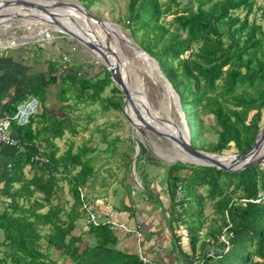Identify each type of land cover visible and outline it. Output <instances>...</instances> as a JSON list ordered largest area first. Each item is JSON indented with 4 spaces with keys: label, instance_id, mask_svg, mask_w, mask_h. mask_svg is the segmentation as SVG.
Returning a JSON list of instances; mask_svg holds the SVG:
<instances>
[{
    "label": "trees",
    "instance_id": "obj_1",
    "mask_svg": "<svg viewBox=\"0 0 264 264\" xmlns=\"http://www.w3.org/2000/svg\"><path fill=\"white\" fill-rule=\"evenodd\" d=\"M81 1L88 10L94 2ZM255 4L256 0H128L126 15L118 17L133 42L158 63L178 94L190 128L216 134L207 147L212 153L222 154L231 143L238 153L248 150L262 126L264 27L249 15L256 8L264 21V4ZM50 65L51 81L61 85L60 100H73L71 110L96 104L92 113L123 111V94L101 64H76L64 71L55 61ZM106 89L108 94H104ZM79 114L51 115L41 130H30L29 140L21 139L24 149L2 191L6 201L0 209V264H155L117 248L109 223H88L86 229L76 232L78 221L88 217L81 194L92 204L84 187L94 188L98 181L99 168H94L93 157L100 152L108 161L113 155L119 157L123 170L119 181L128 194L135 152L133 136H128L129 144L120 150L118 143L123 140L98 128L106 144L103 149L86 141L73 151L70 139L58 154L55 139L65 132L78 134ZM209 115L213 126L205 123L204 116ZM85 118L90 120L91 114ZM140 147L136 171L143 168L146 151L141 140ZM27 166L32 172L29 177ZM107 176L112 178L113 172ZM106 179L99 184L102 189ZM64 181L71 199L64 198ZM166 182L170 228L176 242L181 241L177 229L184 228L188 238L189 253H182L185 261L210 244L222 247L219 235L230 223L229 249L216 251L214 257L204 256L202 264H264V165L226 171L174 162L167 166ZM178 184L181 200L175 196ZM143 188L147 189L145 184ZM205 200L212 202L218 223L201 236ZM84 235H90L93 242L86 244Z\"/></svg>",
    "mask_w": 264,
    "mask_h": 264
},
{
    "label": "crops",
    "instance_id": "obj_2",
    "mask_svg": "<svg viewBox=\"0 0 264 264\" xmlns=\"http://www.w3.org/2000/svg\"><path fill=\"white\" fill-rule=\"evenodd\" d=\"M51 42L46 43L45 46L26 43L15 47L0 48V114L7 117L6 128L11 138L16 141L15 145H0V209L6 200L2 192L6 176L13 169L18 153L24 149L20 144L21 139L29 140L30 130L33 132L41 130L43 126H46L47 119L51 115L58 117L71 115L70 100L61 101V85L51 81L50 63L57 62L58 68L65 64L66 69L72 64L69 63L68 58V62H62L63 57L61 56L64 53L59 52ZM30 98L38 101V112L30 116L28 123L17 124L12 116L17 106ZM82 122L78 119L77 126H80ZM78 133V135L82 133L79 128ZM68 135L70 134L65 132L63 137L67 139ZM69 141L70 139L66 140L67 146ZM62 151H58V154ZM100 153L104 154V152ZM144 169V171L143 168L138 171L137 182L133 180L141 188L137 189L131 185L128 194L119 180L121 193L107 183L102 189L99 186L102 179L95 183L94 188L84 187L92 200L97 219L110 224L117 237L116 247L125 252L137 253L140 257L144 256L160 264L185 261L182 253H189L186 231L184 228L176 230L181 240L176 242L174 231L169 225L167 167L149 164V167ZM25 170H28V166ZM97 176L99 178V174ZM144 184L147 189L143 188ZM87 224V219H80L76 232L86 229ZM138 225L141 227L140 237L137 236ZM124 227L130 230L129 233H126ZM84 236H86L84 239L86 244L93 242L90 235ZM1 238L2 232L0 231V240Z\"/></svg>",
    "mask_w": 264,
    "mask_h": 264
},
{
    "label": "rangeland",
    "instance_id": "obj_3",
    "mask_svg": "<svg viewBox=\"0 0 264 264\" xmlns=\"http://www.w3.org/2000/svg\"><path fill=\"white\" fill-rule=\"evenodd\" d=\"M57 1H67L82 5L81 0H57ZM182 1L183 3L186 2V0H182ZM127 2L128 0H94L89 11H91V13L96 15L101 20L109 22L110 25H112L113 27L117 28L119 26L118 29L121 32V34L127 37L136 47L140 48L133 42L132 38L130 37L129 31L126 29L125 26H123L122 22L118 21V17H124L126 15ZM263 4H264V0H256L255 7ZM9 11L10 10H7L4 13L7 14ZM239 14L242 15L243 12H239ZM20 15L22 16H20L19 18H13L10 20H5L0 22V40H6V39L9 40L12 39L11 37H13L21 41L25 40V42H28V44L35 43L36 45L41 44L45 46L46 43H50L49 38H51L53 42V46L57 47L59 52L64 53L61 57L66 56L69 59L70 64L76 65L83 63H90V64L102 63L101 65L104 68H106L103 62L97 57L96 53L87 46H85L82 42L78 41L76 38L64 34L63 32L54 30L53 29L54 27L52 25L44 24L43 22L45 21L41 20V18L37 16L29 15L30 17L37 18L38 22L33 23L32 25H28L26 24V21H28V19H26V16L23 14ZM252 17H256V20L259 23H261L264 27V21L260 19L259 11L256 8H254L253 13L249 15V19H251ZM170 18L171 17L169 16L168 19ZM78 23L80 24V22ZM94 25H96V23H94ZM38 28H46L47 33H43V34L37 33ZM92 28H94L95 30L97 29V27L96 26L93 27V25ZM119 31L116 32L118 33ZM96 35L95 36L99 39V41L106 40L113 44V39L109 31H103V30H101V32L96 31ZM102 35H104L105 38H103ZM119 41L121 43L122 54L124 57H126V63L124 62L123 66L126 67L130 75L128 76L129 77L128 81L130 83L131 92L135 93V91H138L141 85H143L144 95L149 101L151 107L158 113V115L166 119L169 114L173 122H175L178 126L183 128L184 111L182 110L181 104L180 105L176 104L175 102H173L172 98L167 99V96L163 93L162 90L165 89L166 82L165 79L161 76L159 69L154 68L153 70L154 77L149 76L148 73L143 69L144 62L134 55L133 48L127 43L123 42L122 40L119 39ZM108 93H109V89H106L104 94H108ZM70 103L72 105L73 100H70ZM96 106H97L96 104L88 105V106H84L79 111L71 110L72 115H78V113H80L79 118L77 117V119H81V122L82 120L84 121L80 126L77 127L81 129L82 133L80 135H78L79 133L75 136L68 135L69 138L67 139L73 140V149H76V147L82 144L83 141H87L89 145L97 144L100 148L103 149L106 144L103 143V141L101 140V134L98 128H106L107 131H110L109 134L111 137L118 135V137L123 140V142L119 141L118 143L120 150L124 147V145L129 144L127 141L128 136L135 135L142 141L143 145L146 148V151L143 152L144 159L141 161V167H143V171L145 170L144 169L145 167H149V164H155L160 167H167L170 163H174V162H168L162 157L153 153L148 147L149 144H152L160 148L168 157H171L173 159L182 158L181 154L183 153L181 151L179 152L176 151L174 145L167 139L160 137L155 132L146 129L145 127H142L141 129H136V128L133 129L130 120L126 118V115L124 114L123 111L118 112V111L109 110L105 112L92 113L91 109L93 108L96 109ZM130 110L132 115L135 117V113L131 104H130ZM87 113L91 114V119L88 121L85 118ZM261 113L262 114H261L260 123L263 126L264 106L261 110ZM184 118L186 120L185 116ZM204 120L208 126L214 125V121L211 115L204 116ZM151 123L155 127L160 126L159 122L152 121ZM83 124L84 125L86 124V128H84ZM188 127L190 130V135L192 137L190 138V142L192 143V145L193 146L195 145L194 146L195 148L205 153L212 154V152L207 151V147L211 142L215 141L216 134L212 130H208L207 132L204 133H201L200 131L194 132L189 125ZM67 139L64 137L61 139H55V143L59 147V152L62 151L67 146V142H66ZM261 149L263 150L258 155L264 154V145L263 147H261ZM236 153L238 152L236 151L234 145L231 143L230 149L225 150L221 155H234ZM105 157H106L105 154L98 153L92 159V164L94 168L95 169L99 168L98 181L100 179H105L106 176L107 179L105 180V183H107V185L111 184L110 187L113 186V188H116V191L119 190L121 193L122 189L118 185L119 184L118 180L122 177L123 170H121L118 165L119 157L113 155L109 159V161ZM149 161H151V163H149ZM139 170L137 171L135 170V175L137 177ZM25 171L27 172L26 175L28 177L32 174V172H29L28 170ZM108 172H113L114 176L112 178H109L107 176ZM62 184L64 189L63 190L64 198L71 199L68 193V184L65 181L62 182ZM140 185L142 184L140 183ZM133 187H136L137 189L141 188L138 184H135L134 181H133ZM95 191H93V193H95ZM199 191L203 193L204 192L203 187L199 188ZM205 201H206L204 205L205 224L203 225V228L200 232L201 236H205L206 235L205 232L207 231V229L211 228L213 225L218 223L217 215L214 212L212 202H210L209 200H205ZM84 239H86V236H84Z\"/></svg>",
    "mask_w": 264,
    "mask_h": 264
},
{
    "label": "water",
    "instance_id": "obj_4",
    "mask_svg": "<svg viewBox=\"0 0 264 264\" xmlns=\"http://www.w3.org/2000/svg\"><path fill=\"white\" fill-rule=\"evenodd\" d=\"M50 1L49 4H38L34 3L29 0H1L0 1V22L6 20V14L4 13L7 10H11L13 7H18L19 5L26 6L28 8H34L37 10H41L42 12H45L49 14L50 16H54L56 13L54 11L48 10V8H56V7H75L78 8L82 13L86 15L87 18L84 19L85 22H89L88 20H92L94 23H96L97 29L108 31L110 23L104 20H101L96 15L91 13L88 9H86L83 5H80L78 3H72L67 1H57V0H47ZM46 7V8H45ZM20 15V13H18ZM40 16V15H39ZM46 21H49L50 24L55 25L53 28L56 31L63 32L64 34H67L73 38H76L78 41L82 42L85 46L93 50L97 57L103 62V64L106 66V69L110 72V77L113 82V84L122 92L123 96V104H122V110L124 114L126 115V118L130 120L131 126L133 129H141L142 127H145L146 129H149L153 132H155L160 137H163L170 141L176 151L179 152V150L182 153H186L188 156L192 157L193 159L188 160H181L179 158H174V160H170L171 162H181V163H192V164H198V165H207V166H214L218 169H224L226 171H240L246 167H249L251 165L256 164H264V154L258 155L259 149L264 142V125L259 130V132L256 135V138L254 140V143L251 148L248 150L242 152V153H236L234 155H227L231 156V160L228 163H223L218 160H216L213 156H223L221 154L216 153H205L197 148H195L192 143L190 142V130L187 125V122L183 116V128L178 126L175 122H173L172 118L168 114L167 118L164 119L158 113L151 107L149 101L147 100L146 96L143 92V85L139 88L138 91L131 92L130 88L127 87L126 83L124 82L123 72L124 68L122 65V62H120V59L118 58V55L116 52L110 47L100 43V42H94L90 39H84L80 35H78L76 32H74L71 29H68V27L62 25L59 23V21L56 18L46 19L43 16H40ZM71 19V18H70ZM73 20V19H71ZM74 26L81 30V32L86 35L87 31L83 30L80 25L73 20ZM108 25V26H107ZM112 26V25H111ZM113 27V26H112ZM119 26L117 27V29ZM88 31L93 30V28L87 27ZM110 30H113V28H109ZM119 30V29H118ZM93 32V31H92ZM87 36V35H86ZM12 39H9V43L13 42ZM121 40H124L128 45H130L133 49L137 51V53L144 55L146 57H149L157 69H159V72L161 76L165 79L166 85L165 89L162 90L163 93L167 96V99L172 98L173 102L180 105L178 94L175 92L173 87L171 86L168 79L163 75L161 72L158 63L156 60L148 55L144 50L136 47L127 37L120 38ZM133 94H131V93ZM130 102L134 113L135 118L138 120V122L134 121L125 111V106L127 102ZM152 121L159 122L160 126L155 127L152 125ZM135 140V152L133 155V158L131 160V170L130 175L132 179L137 182L136 175H135V159L140 153V139L133 135ZM158 148V147H157ZM160 152L162 150L158 148ZM163 153V152H162ZM165 159V158H164Z\"/></svg>",
    "mask_w": 264,
    "mask_h": 264
},
{
    "label": "bare ground",
    "instance_id": "obj_5",
    "mask_svg": "<svg viewBox=\"0 0 264 264\" xmlns=\"http://www.w3.org/2000/svg\"><path fill=\"white\" fill-rule=\"evenodd\" d=\"M29 1H32V2L38 3V4H49L50 3V1H47V0H29ZM48 10L54 11L56 14L54 16H50L49 14H47L45 12H42L41 10H37V9H34V8H28L26 6L19 5L18 7H15V8L13 7L6 14V17H7L6 20H10V19H13V18H19L20 16H22V15H18V13L23 14V15L26 16V19H28V21H26V24H28V25H32L33 23H37L38 22L37 18L30 17V16H37V17L43 16L46 19H50V20L52 18H56L59 21V23H61L62 25L68 27V29L73 30L74 32H76L78 35H80L84 39H90V40L94 41L95 43L96 42H100V43L110 47V49H112L114 51H117L116 54L118 55V58L120 59V62H122V65H124V62L126 63V57H124L123 54H122L121 43L119 41V39L123 38L124 36L121 34V32L116 27H112L111 25H109V28H113L114 32L108 28V31L110 32V35H111V37L113 39V44L108 42V41H106V40L105 41L104 40L103 41H99V39L96 37L97 36L96 35V31H98V32L100 31L101 32V30L100 29H96L95 30L93 28L94 30L88 31L87 27H90V26L92 27V25L94 27L96 25H94V22L92 20H90V19L88 20L89 22H85L84 19L87 18V17L78 8L69 6V7H65V8H62V7L48 8ZM70 18L73 19L74 21H76L77 23L80 22V24L79 23L78 24L80 25V27L83 28V30L87 31L86 32L87 36L84 35L81 32L80 29H78L77 27L74 26L73 20H71ZM41 20L45 21L43 23L46 24V25L50 24L49 21H46L43 18H41ZM50 25H52V24H50ZM52 26L55 27V25H52ZM116 31H119V32L117 33ZM37 33H39V34L47 33V29L46 28H38V32ZM102 37L105 38L104 35H102ZM22 41H24V40H22ZM122 41L125 42L124 40H122ZM133 52H134V55L137 58L141 59L144 62V68L143 69L148 73V75L151 76V77H154L153 70L156 67H155L154 63L152 62V60L149 57H146L144 55H141V54L137 53V51L135 49H133ZM123 68H124V72H123L124 82L126 83L127 87L130 88V83L128 81V79H129L128 76H130V75H129L128 70L126 69V67L123 66ZM131 94H133V93H131ZM130 104L131 103L128 101L126 106H125L126 112L134 121L137 122L136 118L131 113ZM263 145H264V142L262 143L261 147H263ZM148 147L156 155L162 157L163 159L165 158L166 161L171 162L170 160H174L173 158L168 157L163 151H162L163 153L160 152L156 146H154L152 144H149ZM261 147L259 149L258 154L263 150V149H261ZM181 156H182V158H179L181 160L193 159L192 157L188 156L186 153L181 154ZM213 157L216 160H218L220 162H223V163H228L231 160V156H227V155L213 156Z\"/></svg>",
    "mask_w": 264,
    "mask_h": 264
},
{
    "label": "built area",
    "instance_id": "obj_6",
    "mask_svg": "<svg viewBox=\"0 0 264 264\" xmlns=\"http://www.w3.org/2000/svg\"><path fill=\"white\" fill-rule=\"evenodd\" d=\"M13 40L14 41L12 43H9V40L7 39L0 40V48L15 47V46L28 43V42H25V40L21 41L16 38H13ZM51 41L52 39L49 38V42ZM62 62L64 63L68 62V59L66 56H63ZM66 67L67 66H65V64H62V66L59 67V70L64 71ZM37 112H38V101L35 98H30L28 100H25L24 102H21L17 106L12 116V119L15 120L17 124L23 125V124L28 123L30 116L36 114ZM6 120H7V117L0 114V145H3V144L15 145L16 141L11 138L6 128ZM19 145L20 144L18 143V146ZM81 196L83 197V201H84L83 205L87 209V212H88L87 223H97L98 222L97 213L94 210V207L92 206L90 202H88V200L84 197L83 194H81ZM175 196H176V200L182 199V187L180 184H178L176 187ZM230 226H231L230 223L225 225L223 229L221 230V234L219 235V242L222 243V247L219 248L215 245L210 244L204 249V252L196 253L195 256H191L186 261H174L173 263H168V264H202L204 256L214 257L216 255L215 252L218 250L219 251L222 250L226 252L231 246L230 241H229L230 237H232V231L230 230ZM137 227H138L137 236L140 237L141 227L139 225ZM124 228H125L126 233H129L130 230L126 227ZM141 259L144 263L150 262V260L144 256H141ZM155 264H160V263L155 262Z\"/></svg>",
    "mask_w": 264,
    "mask_h": 264
}]
</instances>
